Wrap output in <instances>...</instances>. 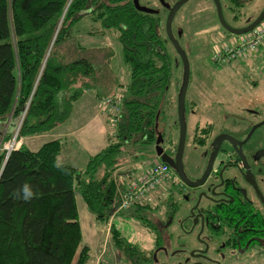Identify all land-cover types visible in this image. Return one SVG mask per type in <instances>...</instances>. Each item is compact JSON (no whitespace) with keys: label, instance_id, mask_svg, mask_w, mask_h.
Masks as SVG:
<instances>
[{"label":"trees","instance_id":"trees-1","mask_svg":"<svg viewBox=\"0 0 264 264\" xmlns=\"http://www.w3.org/2000/svg\"><path fill=\"white\" fill-rule=\"evenodd\" d=\"M84 16L100 26L97 34H117L130 70L117 139L89 157L83 169L58 163V139L36 150L21 144L4 163L0 154V264H86L90 249L83 244L76 193L98 221L116 214L131 178L116 177L121 149L132 140L143 144L144 136L149 141L167 104L171 58L156 16L136 12L126 0H0V124L8 121L7 132L15 130L18 118L20 137L49 133L69 118L85 90L101 99L118 94L114 76L99 80L92 56L69 46ZM25 183L35 193L29 201L17 196ZM123 213L147 223L144 207L118 211ZM111 238L126 262L144 263L148 255L115 224Z\"/></svg>","mask_w":264,"mask_h":264},{"label":"flooded vegetation","instance_id":"flooded-vegetation-1","mask_svg":"<svg viewBox=\"0 0 264 264\" xmlns=\"http://www.w3.org/2000/svg\"><path fill=\"white\" fill-rule=\"evenodd\" d=\"M126 1L136 12L157 17L163 24L164 35H161L168 54V44L177 54L166 32V20L180 0H136L140 7L153 12L137 9L134 0ZM209 1L222 28L213 37L222 41L223 34L229 32L221 25L213 0ZM200 2L186 0L181 4L172 19L171 31L176 16L184 14L191 16L193 32L196 18L209 10L207 6L200 9ZM219 2L222 14L227 11V17L237 21L242 18L240 9L247 0ZM260 12L247 16L243 26ZM181 27L176 26L172 34L189 60ZM189 66L192 67L190 60ZM191 73L190 68V76ZM254 83L250 87H234L233 96L216 97L219 92L225 94L224 90L207 86L202 87L207 96L185 98L186 137L180 172L176 167L180 131L177 103L172 121L166 118V111L170 109L167 103L156 119L151 139L148 141L144 136V147H149L145 150L150 156L148 159L166 163L176 180L168 183L169 193L161 203L165 219L154 222L151 259L148 255L143 264H253L264 258V93L258 96L259 83ZM239 89L248 91V95L235 96L241 93ZM216 110L221 111V116L216 117ZM157 146L167 162L157 155Z\"/></svg>","mask_w":264,"mask_h":264},{"label":"rangeland","instance_id":"rangeland-1","mask_svg":"<svg viewBox=\"0 0 264 264\" xmlns=\"http://www.w3.org/2000/svg\"><path fill=\"white\" fill-rule=\"evenodd\" d=\"M200 4V9L206 8L207 6L209 10L208 12L204 13L202 17L198 16V14L195 15V17H198L196 18L197 25H195L193 28L195 29L193 31L194 33L192 32V28L190 27L192 22V18L190 15L178 14L172 26V31L174 32L176 31V26H182L181 28H183V35L185 37L184 44L188 48L189 60L190 64L192 65V67H190L192 73L190 76L185 98L188 99L189 97L194 96H207V94L202 89V87L207 86H213L214 88L217 87L219 91L224 90L225 94L219 92L217 93L218 95H215L216 97L221 95L233 96L231 91L234 87H250L251 85H255L254 82L259 83V86L257 87V95L259 96L260 93H264V66L262 60H256L258 56L247 58V60H235L222 65H216L211 62L210 56L212 50L214 49L213 47L216 45H220V40L218 41V37L214 38L213 36H215L217 33H220V31H222V28L217 22V18L214 13L211 1L201 0ZM203 4L205 5L202 6ZM263 6L264 0H247V2L240 9L242 13L241 19L232 21L227 17V11L223 12V16L228 24H230L234 28H239L245 24L244 21L247 16L257 15L263 8ZM215 28L216 30H213ZM99 29L100 26L96 24V22H92L89 16H84L80 20V22L73 28L71 34L72 38H70L71 43L69 44V46L73 47L76 50H80L81 54L86 53L85 55L92 56L91 58L93 62L95 64H98L99 67L96 70V76H98L99 80L101 78V75H110L111 78H113V75L118 76L119 80H121V82H124V84L123 86L119 87L120 91L118 90V94L111 93L110 95H108V97H121L123 91L125 90V87L127 86L125 85V81L129 80V67L123 60L121 45L117 39V34L113 31L107 33L105 32V34L103 35L97 34L98 32H100L98 31ZM161 33L164 35L163 24L161 26ZM236 36L237 35L225 32L223 34V38L221 39L222 41L220 42H230ZM192 39L194 40V42ZM167 46L170 52L169 56L171 58L170 64L172 72L171 83L166 98L167 103L170 104V109L168 110L169 112L166 111V118L169 122H171L173 119V108L175 104L178 103V94L183 78V69H181L182 64L172 46L170 44H168ZM101 63L104 65H99ZM104 81H107V85L111 84L109 79H104ZM198 82L201 83L198 84ZM199 85L201 86V88L199 87L200 89L197 88ZM113 86L115 88L116 83L113 84ZM121 88L124 89L121 90ZM198 90L201 92L199 93ZM239 90L241 91V93L236 94L235 96L243 97L247 96L249 93L244 89ZM120 106L121 104H119V111L116 113L118 121L120 119L121 112ZM98 107L101 111L109 110L103 109L101 102H99ZM215 115L216 117L221 116V111L216 110ZM195 119L197 118H192V120ZM20 124L21 120H18L17 118L15 130H13L12 133L7 132L8 121L4 125L0 124V154L2 153L3 156L6 155L10 144H12L14 141V147H16V145H19L20 147L21 144H25L29 149L36 150L43 142H46L49 139L36 136H30L31 138L27 139V137L18 136L17 129L19 128ZM70 124L72 125V122H70ZM117 125L113 126V129H116ZM61 126L62 127L58 128H63L66 125L62 124ZM56 132L57 131H55V133ZM148 148L144 147L142 143L134 142L133 140L131 141V143L124 145L121 149L122 151L118 159L119 174H116V177L118 176V179L122 180V178L126 177V175L128 174L127 176H131L129 180L130 183L135 182L138 179V176L143 172L144 168L151 161V159H148L150 156H148L146 154L147 152H145V150H148ZM151 153H153V150L151 151ZM161 188L163 189H160L159 196L156 199L157 201L154 203V205L144 207L147 210V216L145 217L147 218V220L145 221L147 222L146 224L135 218H130L124 213L118 214V212L110 216L108 221L104 223L100 221V223L95 219L94 214L88 210L78 193H76V204L83 239H89L90 243L96 244V246H98L96 248L97 252H101L100 258L99 256L98 258L93 257L89 262L92 263L93 261V264H96L97 261H100L102 264H131L125 261L123 254L119 250H117L113 244L111 238L112 224H115L116 228H118L121 234L124 235L125 238H127V240L138 246L139 249L143 250V254H150L151 247H153L155 241L156 229L154 227L156 224H154V222L156 220H160L161 222H163V220L165 219V217L163 216L164 208L162 207L161 203L167 196V193H169L168 184H165ZM105 241L107 247H110L109 249L107 248L108 250H106L105 248L100 249L101 246H103V242ZM95 258L96 260H94ZM253 264H264V258L257 259Z\"/></svg>","mask_w":264,"mask_h":264},{"label":"crops","instance_id":"crops-1","mask_svg":"<svg viewBox=\"0 0 264 264\" xmlns=\"http://www.w3.org/2000/svg\"><path fill=\"white\" fill-rule=\"evenodd\" d=\"M259 59L262 60L264 66V52L261 53L258 58H256L257 61ZM242 60H247V58ZM113 76L117 80V87L119 88L120 86H123L124 82H121L118 76ZM125 82V85H127L129 80ZM101 100L102 99L97 96L96 91L94 92V90H85L82 95L73 103L72 112L65 123L63 122L59 124L49 133L36 135V137L49 138L47 141L58 139L61 142L62 147L57 157L58 163L70 164L77 169H83L89 157L97 154L107 145H109V143L116 140V129H113L114 127L110 123L113 113L109 110H99L98 105ZM70 122H72V125ZM62 124L66 126L59 129L58 127H62ZM55 131L57 132L55 133ZM28 138L31 137H27V139ZM83 244L87 245L90 249V257L86 264H93V261L92 263L89 261L92 260L93 257L98 258L99 256L100 258L101 252H97L96 248L98 246H96V244L90 243L89 239H83ZM104 248L106 250L110 248L107 247L106 241L103 242V246H101L100 249ZM96 258L94 260H96Z\"/></svg>","mask_w":264,"mask_h":264},{"label":"built area","instance_id":"built-area-1","mask_svg":"<svg viewBox=\"0 0 264 264\" xmlns=\"http://www.w3.org/2000/svg\"><path fill=\"white\" fill-rule=\"evenodd\" d=\"M220 45L214 46L210 60L216 65H222L235 60H242L260 55L264 49V18L251 29L249 32L237 35L230 42H221ZM121 97H106L101 100L103 109L113 113L111 125L116 126L118 117L116 113L119 111L118 106L121 104ZM15 141L10 144L6 155L5 162L9 153L19 148L14 147ZM176 180V175L169 169L168 165L158 159L151 160L138 179L130 183L124 190L121 200L116 208V212L128 210L131 208H142L154 205L159 196L160 189L165 184ZM96 264H102L97 261Z\"/></svg>","mask_w":264,"mask_h":264},{"label":"water","instance_id":"water-1","mask_svg":"<svg viewBox=\"0 0 264 264\" xmlns=\"http://www.w3.org/2000/svg\"><path fill=\"white\" fill-rule=\"evenodd\" d=\"M134 1H135V6L137 7V9L143 10V11H148V12H153L152 10H147L143 7H140L138 5L137 1L136 0H134ZM185 1L186 0H180L178 3H176L173 6V8L171 9V11L167 17V20H166V32H167L168 38L172 42L177 54L179 55L182 66H183V78H182V83H181V86L179 89L178 103H177L180 131H179V146H178V158H177L176 167H177V170L179 172L181 169L180 158H181V155L183 152V148H184V144H185V137H186V125H185V119H184V103H185L186 92H187V88H188V84H189L190 66H189V60H188L187 55L181 49L180 45L178 44V42L173 37L172 31H171V23H172V19H173L174 15H175V12L181 6V4H183ZM213 2L216 6L217 15H218V18H219L221 25L230 34H233V35H241V34L249 32L251 29H253L255 26H257L264 18V8H263V10L260 12V14L251 23H249L246 26L240 27V28H233L225 22V20L223 18V14H222L221 5H220L219 0H213ZM158 143H159V140L157 141V145H159ZM155 149H156L157 155H161V152H162L161 148L159 146H157ZM161 159L165 162L168 161L167 157L164 154L161 155Z\"/></svg>","mask_w":264,"mask_h":264},{"label":"clouds","instance_id":"clouds-1","mask_svg":"<svg viewBox=\"0 0 264 264\" xmlns=\"http://www.w3.org/2000/svg\"><path fill=\"white\" fill-rule=\"evenodd\" d=\"M22 192V196H20V193ZM35 193L33 192L31 186L27 183H25L21 189L18 190L17 196L18 198H22L25 201H29L33 198Z\"/></svg>","mask_w":264,"mask_h":264}]
</instances>
